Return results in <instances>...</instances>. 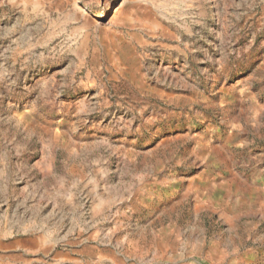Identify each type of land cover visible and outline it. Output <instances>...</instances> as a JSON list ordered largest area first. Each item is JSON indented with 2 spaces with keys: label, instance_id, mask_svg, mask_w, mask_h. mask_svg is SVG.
I'll return each mask as SVG.
<instances>
[{
  "label": "rangeland",
  "instance_id": "rangeland-1",
  "mask_svg": "<svg viewBox=\"0 0 264 264\" xmlns=\"http://www.w3.org/2000/svg\"><path fill=\"white\" fill-rule=\"evenodd\" d=\"M0 264H264V0H0Z\"/></svg>",
  "mask_w": 264,
  "mask_h": 264
}]
</instances>
